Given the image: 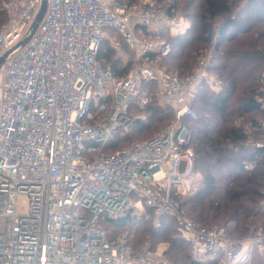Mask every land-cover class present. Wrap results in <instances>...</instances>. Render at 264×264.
I'll return each instance as SVG.
<instances>
[{"label":"built area","instance_id":"1","mask_svg":"<svg viewBox=\"0 0 264 264\" xmlns=\"http://www.w3.org/2000/svg\"><path fill=\"white\" fill-rule=\"evenodd\" d=\"M41 6L8 0L0 27V264H172L169 244L135 252L104 226L148 210L157 222L173 220L196 263L251 264L250 250L264 252V225L232 240L223 228L195 225L182 206L194 173L193 100L202 85L223 90L209 55L186 78L159 68L173 52L165 35H184L186 17L158 0H48L21 45ZM112 31L133 53L122 58L133 61L124 77L98 60L105 42L121 44ZM153 102L173 114L171 123L108 153ZM251 148L264 149V141Z\"/></svg>","mask_w":264,"mask_h":264},{"label":"trees","instance_id":"2","mask_svg":"<svg viewBox=\"0 0 264 264\" xmlns=\"http://www.w3.org/2000/svg\"><path fill=\"white\" fill-rule=\"evenodd\" d=\"M7 1L0 0V27L6 22ZM135 1L129 0V4ZM164 1L158 0L163 7ZM167 4L184 14L190 28L179 37L165 35L173 45L172 54L161 60L165 70L186 78L198 59L210 54L213 59L210 70L223 81L220 92L200 86L192 103L198 115L196 120H187L192 131L194 170L203 175L205 182L202 190L183 200L182 206L195 225L207 228L214 227L211 225L214 223L230 225L228 235L241 240L251 232L258 218H264L261 210L264 149H245L247 134L233 125L235 118L258 111L262 117L252 122L253 134L264 137L261 128L264 110L258 101L264 97L261 91L264 0H172ZM129 52L133 58V53ZM98 60L118 77L126 76L133 65V61L123 65L122 58L116 56L108 41L103 44ZM140 117L128 135L117 136L108 153L152 138L171 123L173 114L153 102ZM146 135L148 137L144 138ZM248 164L253 165L252 170L246 169ZM152 213L148 210L142 219L128 216L106 220L104 226L114 229L111 239H116L117 233L128 231L127 245L135 252L145 242L152 248L163 242L169 244L167 259L172 264H198L191 257L190 247L176 231L173 220L164 218L166 222L156 226L150 219ZM204 264H220V259ZM255 264H264V261Z\"/></svg>","mask_w":264,"mask_h":264},{"label":"rangeland","instance_id":"3","mask_svg":"<svg viewBox=\"0 0 264 264\" xmlns=\"http://www.w3.org/2000/svg\"><path fill=\"white\" fill-rule=\"evenodd\" d=\"M137 1L138 0H136L133 4H135V3H137ZM156 1V0H155ZM170 2V1H172V0H165L164 1V5H165V7H163V5H161L160 3H159V5L161 6V8L163 9V10H166L167 9V5H169V4H167V2ZM121 3H123V4H129V0H121L120 1ZM177 13H180L181 15H184L182 12H177ZM179 14V15H180ZM165 33H163V35H164ZM109 36H110V38L112 39V42H114L115 43V41H119L121 44H118V42L116 43V44H118V47L116 48L113 44H111L110 42H109V46L111 47V49H113L114 50V52H115V54H116V56L118 55L119 57H120V59L121 58H125V57H128V56H130V52H129V50L127 49V47L125 46V44H124V40H123V38L121 37V36H119V35H117L115 32L114 33H110L109 34ZM165 38H167L166 36H165ZM209 56H210V54H209ZM210 58H211V56H210ZM211 61V64H213V59H211L210 60ZM216 63H219V62H216ZM197 64H198V62H197ZM159 68L160 69H162V70H165L166 69V67H164L163 66V64H162V61L161 62H159ZM174 74H176V72L174 73ZM261 91H264V89L262 88L261 89ZM261 100L262 99H259L258 98V101L261 103ZM262 117V114L260 113V112H255V113H253V114H251V115H248V116H244V117H239V118H235V120H234V122H233V125L235 126V127H237L238 129H240V130H242V131H244V132H246V134H247V140L244 142V146H245V149H248V148H250L251 149V146L253 145V144H255V143H258V142H260V141H264V137H261V136H256V135H254L253 133H254V131H253V126H252V122L254 121V120H259L260 118ZM162 129V128H161ZM156 135V134H155ZM154 135V136H155ZM146 137H148L147 135L144 137V138H146ZM146 139H148V138H146ZM139 141V140H138ZM244 155V154H243ZM232 177V176H231ZM204 177H203V175L201 174V173H199L198 171H195L194 170V173H192L191 174V176L188 178V180H187V184H186V187H185V191L183 192V194H182V196H181V198H182V202H183V200L184 199H186V198H188V197H191L192 195H195L197 192H199L200 190H202V187H203V185H204ZM24 200V198H21V201H23ZM261 210H262V212L264 213V205L262 204V208H261ZM262 214V213H261ZM155 214L154 213H152V214H150V219H152L153 220V223L154 224H157V223H162V222H166L165 221V219L164 218H162V219H160L159 220V222H157V221H155ZM212 226H214V227H219V228H223L226 232H227V237L228 238H230V239H232V240H237V239H234V238H231L230 237V235H228V231H227V228L228 227H230V225H226V224H218V223H214V224H211ZM210 225V226H211ZM261 225H264V218L262 217V218H258L257 220H256V224L251 228V232L245 237V238H243V239H241V240H237V241H243V240H245L249 235H251L252 234V232L257 228V227H259V226H261ZM128 233V231H124V232H122V233H117V234H115L114 236H115V238L116 239H120V240H123V239H126V237H127V234ZM132 239V238H131ZM147 244H149V243H147V242H145L144 244H142L141 246H140V249L143 247V246H145V245H147ZM160 244H168V243H159L158 245H160ZM150 245V244H149ZM157 245V246H158ZM156 246V247H157ZM139 250V249H138ZM249 255H250V263L251 264H255L257 261H264V252H259V251H257V250H250V252H249Z\"/></svg>","mask_w":264,"mask_h":264},{"label":"water","instance_id":"4","mask_svg":"<svg viewBox=\"0 0 264 264\" xmlns=\"http://www.w3.org/2000/svg\"><path fill=\"white\" fill-rule=\"evenodd\" d=\"M47 6H48V0H42V6H41L39 14H38V16L36 18V21H35V23L33 25L32 32L29 35V37L27 39H25V41L21 45H25L26 43H28L30 41L32 35L34 34V32L38 28L39 24L42 22V20L44 19L45 15H46ZM4 61H5V58L0 61V67L4 63Z\"/></svg>","mask_w":264,"mask_h":264}]
</instances>
